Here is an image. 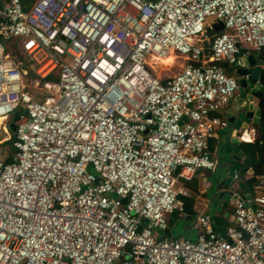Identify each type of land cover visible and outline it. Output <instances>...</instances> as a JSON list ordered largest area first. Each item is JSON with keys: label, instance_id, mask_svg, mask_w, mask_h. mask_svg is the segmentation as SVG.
<instances>
[{"label": "built area", "instance_id": "2783aa9c", "mask_svg": "<svg viewBox=\"0 0 264 264\" xmlns=\"http://www.w3.org/2000/svg\"><path fill=\"white\" fill-rule=\"evenodd\" d=\"M263 47L264 0H0V118L18 115L0 264H264V176L229 198L223 235L207 215L193 239L163 235ZM166 57L185 62L159 81Z\"/></svg>", "mask_w": 264, "mask_h": 264}, {"label": "crops", "instance_id": "0c3cea01", "mask_svg": "<svg viewBox=\"0 0 264 264\" xmlns=\"http://www.w3.org/2000/svg\"><path fill=\"white\" fill-rule=\"evenodd\" d=\"M243 51L245 49H242ZM250 54L246 52V55ZM245 55V56H246ZM258 58L264 62V47L261 49L259 53L256 54ZM223 69L227 71V66H222ZM235 97V95H234ZM234 97L229 101V103L218 110V112L214 113L213 116L218 118L219 120L225 121L227 123L226 128L223 129H217L214 133V136L208 141V152L210 157L217 163L216 168L213 172H206V171H198L194 174V176L189 180L185 182H180L176 185L182 186L183 190L185 191L184 196H178V200L182 202L183 204V215L181 217L177 216V219H181L184 222L192 221L191 230L195 231V223L196 218L202 215H207L211 221V225L214 229V231L218 235H223L224 229L227 225H229V217L232 213V205L229 203V198L236 194L237 197L241 199H248L251 195L247 194L245 192H239L236 193L237 183L240 179L249 180V179H255L258 176H264L258 175L254 176L252 174V171L249 167H247V170L241 174L239 171H236L235 174L237 175V180L233 181V184L229 186L227 189H224L222 187H218V191H225L226 196L222 197H212L210 190H211V184L212 180L214 178L215 173L217 172L218 166L221 161V157L223 153L226 150H231L232 144L229 143V138H233L237 140V144H234L236 147V150L240 156L239 164L245 166L243 164L244 155L241 152V150L238 149L239 143H252L254 141H258L259 144L261 142L258 140L257 135V125H250L246 130H241L237 132L230 131V125L228 124L227 120L229 118V115L231 113V109L234 107L233 99ZM262 117V116H261ZM245 134L247 138L250 139V141L247 140H239L240 134ZM264 146V143H263ZM259 147H255L257 151H255V157L259 158L260 153L258 151ZM230 192L231 194H227ZM194 227V228H193ZM196 232L192 235V237L188 238L190 235L188 233L187 236H184L183 238L193 239L196 235ZM166 238H172V239H180V238H173L171 235H168V233L163 234Z\"/></svg>", "mask_w": 264, "mask_h": 264}, {"label": "water", "instance_id": "95a60500", "mask_svg": "<svg viewBox=\"0 0 264 264\" xmlns=\"http://www.w3.org/2000/svg\"><path fill=\"white\" fill-rule=\"evenodd\" d=\"M216 31L222 29V25L213 27ZM235 73L239 77L237 81L238 89L233 99L234 107L227 120L230 125V131L233 132L246 130L250 125H258L262 116V107L264 106V62L261 61L256 54H247L242 60V66L235 69ZM17 113H13L8 124L9 131L13 134ZM182 118L181 121H185ZM13 139L11 135L10 140ZM229 143L232 144L231 150H226L218 166L217 172L214 175L211 184V196L222 197L226 194L225 191H218V187L227 189L233 184V174L236 171L243 174L247 167L239 164L240 156L234 144L237 140L229 138ZM13 151V148H10ZM227 194H231L228 192ZM226 196V195H225ZM237 201H241L236 194L231 196Z\"/></svg>", "mask_w": 264, "mask_h": 264}, {"label": "trees", "instance_id": "16d2710c", "mask_svg": "<svg viewBox=\"0 0 264 264\" xmlns=\"http://www.w3.org/2000/svg\"><path fill=\"white\" fill-rule=\"evenodd\" d=\"M21 1L23 4V8L27 9L28 5L31 3L32 0H21ZM209 33L211 36L213 35V33L211 32ZM217 65L220 67L225 66V64L223 63L217 64ZM213 114L214 113L210 114V116H213ZM1 123H4V122H0V124ZM257 128H258L257 129L258 140L261 142V144H259L258 141H254L253 144L241 142L237 145L238 149L241 150V152L244 155L243 164L251 169L252 174L254 176L264 174V146H263V143H264V106L262 107V117L260 119V122L257 125ZM2 129L0 130V142H2L3 140L7 138L6 131ZM256 146L259 147L258 148V151L260 153L259 158L255 157V151H257L255 149ZM9 151L11 153V150ZM8 160H10L9 157L6 158L4 161L7 162ZM253 182H254V179H249L245 181L243 179H240L239 182L237 183V188L235 190L236 193L245 192L251 195L252 194L251 186ZM177 220H181V219H177L176 213H173L172 215H170L167 220V227H171V225L175 224ZM164 234H166V232ZM168 235L170 234L168 233Z\"/></svg>", "mask_w": 264, "mask_h": 264}, {"label": "rangeland", "instance_id": "374dc122", "mask_svg": "<svg viewBox=\"0 0 264 264\" xmlns=\"http://www.w3.org/2000/svg\"><path fill=\"white\" fill-rule=\"evenodd\" d=\"M171 61L173 65L171 67H168ZM184 62H185L184 60L181 59L172 60V58L169 57L168 59L162 60L160 63H158L156 67L152 65L153 68H155L152 73L159 81H162L166 77L177 74L179 72L181 65H183ZM232 70H233L232 67L227 66V72H231ZM8 124L9 123L6 122L0 124V130L3 128L7 133V138L2 142H0V153H2L0 154V158L3 160H5L8 157L10 158L11 156V153L9 151L10 150L9 140L12 133L9 131ZM191 226H192V221L184 222L183 220L182 221L177 220V222L175 224H172L171 227H167L166 233H169L173 238H183L184 236H187L189 233L190 235H188L189 236L188 238H190L196 231L195 230L196 227L195 228L193 227L195 231H192Z\"/></svg>", "mask_w": 264, "mask_h": 264}, {"label": "bare ground", "instance_id": "6f19581e", "mask_svg": "<svg viewBox=\"0 0 264 264\" xmlns=\"http://www.w3.org/2000/svg\"><path fill=\"white\" fill-rule=\"evenodd\" d=\"M168 58H169V57H166V58H164V59H161L158 63H160L162 60H166V59H168ZM7 119H8V116L5 117V118H0V122H6Z\"/></svg>", "mask_w": 264, "mask_h": 264}]
</instances>
